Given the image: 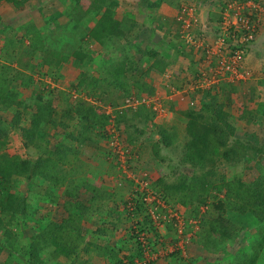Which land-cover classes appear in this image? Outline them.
<instances>
[{
  "label": "rangeland",
  "instance_id": "rangeland-1",
  "mask_svg": "<svg viewBox=\"0 0 264 264\" xmlns=\"http://www.w3.org/2000/svg\"><path fill=\"white\" fill-rule=\"evenodd\" d=\"M68 1L70 2V0ZM241 1L252 2L260 8V12H258L259 33L257 34L258 38L255 45L257 51L254 53L259 55L258 57L253 56L251 61L257 63L259 59L261 62L264 59V0ZM33 2L34 4L29 3L28 9L24 10L23 14H19V17L17 16L18 22L22 21L24 25L13 26L8 23L7 19L0 22V49H3L2 53H0V65L12 67V69L8 68L6 70L7 75L12 76L10 84L12 87L15 86L18 90H21L20 125L29 124L30 113L33 110L31 107L37 97L43 98L45 102H50L52 108L55 111L57 110L55 112L57 115L61 114L62 110H70L77 99L83 98L89 101L90 106H96L97 112L101 111V113L109 117L106 125L101 128L102 131L91 134L92 139L86 140L84 143H79L80 140L75 138L70 139L67 135V133H72L74 137L78 136L79 125L75 120H66L67 126L64 129L52 124L43 126V145L51 149L59 145L64 151L76 150L74 154L81 158L83 162V169H78V175L70 176L73 181L67 187V190L77 191L76 198H69L64 186L47 188L44 180H35L30 184L24 180V177H19L11 183H0L1 203L7 192L12 191L17 194H24L29 190L33 191L36 197L35 190H37V193L41 191L33 202L29 201L30 206L33 207L27 211L28 225L24 224V219L15 220L7 225L15 234H19V237L18 242L15 243V248L12 250L11 257H8L9 252L6 249L0 252V264H7L8 258V264H25L24 259L21 257L22 246L27 244L31 234L40 229L39 226L34 224V221L38 220L42 223L47 219H64L67 216V208L70 203L76 200L88 208L83 220L85 241H95L103 248H112L113 258L115 259L108 258L104 254L97 255L93 251H81L80 257L75 260L76 264H115L118 261L116 258H120L119 260L123 263L129 264L130 262L125 258L128 254H135L132 264H148L149 261H154V264H235L242 260L241 258L244 256H250L257 247L256 240L264 234V221L250 217L230 218L231 222H228V224L230 225L231 230L229 233L231 236H224L217 242V246L213 244L211 247L208 246L209 248L207 249L201 243L202 236L199 234L203 226L201 223L202 217L205 216V220L211 221L216 216L211 204L213 197L208 196L205 203L192 200L186 204H180L176 200L182 190L179 193L172 190L165 195L166 191L162 187L164 183L175 184L176 182L180 183L181 180H192L189 177L193 175L194 168L179 161L181 156L180 148L186 139V132H184L182 123V120L186 119V117L181 112L183 111V104H186V108L197 110L196 88H199L198 84H193L192 81V85L197 86L194 87L193 93L189 94L188 92V95H186L185 90L188 86L185 88V85L181 83L183 80L177 76V73L173 72L170 73L168 80L159 74L160 78L157 81L161 86L153 85V80H155L153 74L155 75L157 71L149 68L146 60L151 61L152 57H155L152 54H156L157 51L153 46L150 47L151 43H145L149 39L148 33L145 40H143L138 33L134 35V32L127 29L123 35L116 36L111 47H105V50L101 51L103 47L101 46L100 48L97 42L91 41L92 47H88V50L90 49L89 57H85L84 60L78 62L72 56H67V60L62 61L55 68H49L47 64L42 65L43 53L36 52L32 57L24 56L23 53L15 54L8 45L7 48L2 46L6 36L10 34L17 39L20 38L24 34V26L29 23L41 25L44 23L43 18L46 16V10L48 13L56 10L54 5L49 6L53 4L50 0L45 1V7L41 10H39L40 6H38L41 1L35 0ZM55 2L62 6L58 0H55ZM123 2L124 0H121L119 3L120 8H123V4H121ZM126 2L128 6L130 3H135L134 9L136 10L138 7H140L139 11L144 8L141 6L144 0H142V3L141 0H126ZM214 2L212 1V4L210 3L204 12L209 10L208 13H219L222 4ZM182 4L188 3L183 1ZM205 4L203 3L202 6ZM71 5L75 8L72 12V20L78 21L82 28L94 25L99 15L93 14L91 16L97 8L91 0H74ZM47 6H49L48 9H46ZM119 7L116 6L115 18L120 16V13L123 14L122 9L117 11ZM129 8L132 9V7ZM198 11L200 14V10ZM126 19L127 17H123L122 20L125 21ZM216 19L210 21L207 17V19L201 20L207 26L212 22L211 25L213 26ZM48 30L51 29L48 28ZM168 30H164L165 33L161 35L165 38L163 41L160 39L162 41L160 47H164L161 52L174 48L170 54L175 56L178 50L176 44L181 46V48L190 50L189 47H186L181 42L179 35H176L173 30L171 32V29ZM56 34L52 31L44 37V48L52 50L53 54L56 52L54 57L60 58L64 56L67 49L64 48V45L62 47L56 43V39H58L54 37ZM118 38H120V42H117ZM28 42V38L23 40V44H28ZM61 42L64 43V41ZM47 54L45 55L47 59L52 57L51 55L47 56ZM198 54L201 56L200 52ZM156 58L162 59L161 61L167 60L162 55L161 57L156 55ZM102 60L106 64H110L109 62L113 63L110 66H117L121 75L126 74L128 63L132 62L131 66L135 67L133 72L137 76H142L143 80L149 84L146 89V96L152 102L146 104V108L151 107L153 109L152 106L156 104L162 110L158 112V115H154L150 122L143 123L139 119L135 120L139 130H134L133 128L126 130L123 123L118 124L115 120L114 108L123 104V98L120 96L121 91L116 90L118 87L114 89L105 83L101 84L104 92L97 93V96L103 97L105 102L103 104L104 102L94 97H89L83 85H77L76 78L80 72H85L87 75H92L102 81L104 76H106L103 75ZM197 61L194 65H197L198 71L207 64L206 62L197 63ZM27 65L30 68L33 65L35 67L30 69L27 68ZM1 69H4V66ZM245 69L249 75L242 80L225 79L210 84L206 88H214V91L222 92L223 88L219 87L222 82L232 83L233 87H235L233 88L235 89L234 93L226 85V93L219 97L226 101L229 97L231 100V118L237 129L236 136L238 140L260 146L261 144L264 145V93L261 92L264 89L255 90L251 89V86H244L246 82L249 83L251 81L250 78L255 77L254 74L251 76L249 70L253 71V69L250 66H245ZM192 70L189 65L187 66V71L185 69L184 72L186 71L190 74L189 76L194 77L198 73ZM263 71L262 69V73ZM16 74L21 75L29 84L26 87L20 85V80L14 77ZM261 79V81H264V78ZM118 89L121 88L119 87ZM245 89L248 90L247 95L242 93V90ZM137 90L138 88L136 87L131 89L132 93H137ZM150 91L153 93H149ZM244 109L246 111H254L249 114L245 113L244 116L249 117L250 114L254 113L253 120L255 119V122H253L255 124L249 126L250 122L245 123L246 119L240 117L241 111ZM12 116V110H0V119L4 121L3 126L8 137L7 144L0 149V153L18 155L21 158L36 156V149L26 147L21 141L20 131L9 124ZM159 126H163L167 132H170V139L173 142L170 146H164L159 143V155H155L153 154L152 146L159 142V135L157 134ZM113 129L116 131H113ZM130 132H133L135 136V140L132 143H128L126 140ZM115 138H119L120 148L124 149L125 146L129 149L128 153L120 155V152L117 151L115 153L112 151L108 141L111 139L114 142ZM214 168L220 176L223 175L228 180L239 177L244 182H253L259 178H264V148L261 154H255L254 152L251 155V152H248L247 156L237 164H232L226 160H218ZM159 179H162L161 184L157 183ZM142 180L147 184H141ZM48 189L52 194H48ZM137 190H141L144 197L147 195V191H151V196L156 197L154 200L152 199L153 201L150 199L146 202L144 201L139 211L136 210V204L141 198L136 201L135 191ZM209 192L210 195H213L216 193V189L210 188ZM222 196L223 193L219 194L218 197L221 198ZM34 207H37V209ZM153 212L161 213L159 219L153 217ZM228 214L226 212L225 216L230 215ZM162 216L165 219H160ZM4 218L8 220L9 216ZM141 223H144L145 227ZM1 235L2 231L0 230V237ZM137 240L139 243L135 244ZM148 247L151 248L148 251H144ZM121 248L123 249L121 250ZM139 250H141V253H138ZM171 252L173 253L171 254ZM70 262V259L59 255L55 260L46 264H70Z\"/></svg>",
  "mask_w": 264,
  "mask_h": 264
},
{
  "label": "trees",
  "instance_id": "trees-1",
  "mask_svg": "<svg viewBox=\"0 0 264 264\" xmlns=\"http://www.w3.org/2000/svg\"><path fill=\"white\" fill-rule=\"evenodd\" d=\"M7 1L12 2L15 6L19 5L18 0ZM147 1L144 0L143 5L158 4V2ZM91 2L97 6L91 16L93 14L99 15L92 27L82 28L78 21L72 20V12L75 8L71 5L72 7H68L64 12L51 16L44 27L38 28L34 23H29L24 27V34L20 38L17 39L14 35L9 34L3 40V47L7 48L8 45L13 50V53H23L24 56L30 57L36 52L43 53L45 60L43 58L42 65L47 64L49 68H55L62 61L67 60V56H72L78 62L84 60L87 57L86 49L91 41H96L100 46L107 48L109 44L114 42L116 36L123 35L126 29L130 30V27H133L132 21L127 19L119 21L114 17L118 0H91ZM48 28L51 30H48ZM52 31L57 33L54 35L55 38L59 39H56V43L62 47L64 45V48L67 49L63 57L55 58L56 52L53 54L52 50L44 48V37ZM26 38H28L29 42L28 44H23V40ZM60 40L64 41V43ZM2 50L0 49V53H2ZM46 54L47 56L51 55L53 58L48 57L47 59L45 57ZM152 55L156 56L154 53ZM101 62L103 75H106L102 81L92 75H87L85 72H80L76 78L77 85H83L89 97H94L104 102L103 97L97 96V93L104 92V88L101 87L103 83L114 89L120 87L121 89L117 88L116 90L121 91L120 96L123 99L133 94L131 91L133 87L138 88L137 94L134 93L136 95L140 96L141 93H147L146 89L149 84L143 80L142 76H137L133 72L135 67L131 66L132 62L128 63L126 74L123 75L119 74L117 66H110L113 63L109 62L110 64H106L103 60ZM165 65V61H159V63L151 65V69L156 67L159 71H163ZM2 66H4V69H1ZM34 67L33 65L30 68L27 65V68L30 69H34ZM8 68L12 69L11 66L0 65V110L13 111L9 124L20 131L23 144L26 147L35 148L37 152L36 156L28 158L0 153V183H11L19 177H24V180L30 184L35 180H44L47 188L64 186L69 198H76L77 191L67 190V187L73 181L70 176L78 175V169H83V162L81 158L74 154L76 150L64 151L59 145H56L54 149L43 145V126L52 124L64 129L67 126L66 120H75L79 125L78 136L74 137L72 133H67V135L70 139L75 138L80 140L79 143H84L86 140L92 139L91 134L102 131L101 128L106 125L109 116L101 113V111L97 112L96 106H90L89 101L83 98L77 99L70 110H62V113L57 115L55 113L57 110L55 111L52 108L50 102H45L43 98L37 97L31 107L33 110L30 113L29 124L21 126L19 108L22 93L15 86H11L12 76L7 75L6 70ZM262 74L264 78V71ZM14 77L20 80V85L23 87L29 84L19 74ZM226 85L229 89L235 90L232 83L227 82L221 87L223 92H225ZM149 93L153 92L150 91ZM200 102L201 106L199 109L192 108L181 112L187 118V125L186 139L180 148L181 156L179 161L194 168L193 175L189 177L192 180H181L180 183L176 182L175 184L164 183L162 187L166 191V194L164 192L165 195L172 190L178 193L182 190L176 200L180 204H186L192 200L205 203L208 196L213 197L211 204L216 216L211 221L205 220V216L202 217L201 223L203 226L199 234L202 236L201 243L208 249V246L211 247L213 244L217 246V242L224 236H231L229 233L231 229L228 224V222H231L230 218L250 217L264 221V178H259L253 182H244L239 177L228 180L225 176H220L214 168L218 160H226L232 164H237L247 156L248 152H251V155L254 152L255 154H261L263 153L264 145L256 146L257 144L238 140L236 136L237 129L231 118V100L229 97L227 101L222 100L216 92L208 89L203 92ZM245 113L246 111L242 112V117ZM114 114L115 120L118 124L123 123L126 130L129 128L139 130L135 120L139 119L143 123L150 122L155 115L151 107L146 108V104H141L134 110H124L121 113L119 110H114ZM3 125L4 121L0 119V149L4 148L8 141ZM157 134L159 135V142L152 146V151L155 155H159V143L164 146H170L173 142L170 139V132H167L163 126H159ZM126 140L128 143H132L135 140L133 132L128 133ZM157 183L161 184L162 179H159ZM210 188H215L216 193L210 195ZM40 192L37 193V190H35L36 197H38ZM50 193L48 189V194ZM221 193H223V196L219 198L218 196ZM137 194L140 198L143 197L140 191H137ZM4 197L2 203L0 202V230L2 231L0 252L6 249L9 252L8 257H11L15 243L18 242L19 234H15L7 225L15 220L23 219L24 224L28 225L27 211L33 207L30 206L29 201L33 202L36 197L33 191L29 190L24 194H17L12 191L7 192ZM162 197L164 196L162 195ZM142 206L143 201L140 200L136 204V210L139 211ZM34 208L37 209V207ZM87 210L88 208L84 204L76 200L70 203L67 208V216L64 219H47L42 223L35 220L34 224L39 226L40 229L31 234L27 244L22 246L21 257L24 259V263L46 264L55 260L57 256L62 255L71 260L70 264H76L75 260L80 257L81 251H93L97 255L104 254L108 258H113L112 248H103L95 241H85L83 220ZM226 212L230 214L227 217L225 216ZM5 216H9V219L5 220ZM42 219L44 220V218ZM141 224L143 225L144 223ZM143 227L145 226L143 225ZM136 243H139L138 240ZM256 243L257 247L252 251V254L248 257L244 256L241 258L242 260L235 264H264V234L256 240ZM122 247L126 248L125 246ZM139 252L141 253V250ZM134 256L135 254L125 256L127 261L130 262L129 264L134 262ZM119 259L116 258L118 261L115 264L125 263ZM8 261L9 258L7 264ZM148 264H154V261H149Z\"/></svg>",
  "mask_w": 264,
  "mask_h": 264
},
{
  "label": "built area",
  "instance_id": "built-area-1",
  "mask_svg": "<svg viewBox=\"0 0 264 264\" xmlns=\"http://www.w3.org/2000/svg\"><path fill=\"white\" fill-rule=\"evenodd\" d=\"M258 12H260L259 6L252 2L225 0L215 24L213 23L212 26L211 22V26H207L200 19L198 7L195 4H182L178 8L176 21L180 29L178 34L180 40L187 47H194V50L200 49L202 55L197 56L198 63H207V66L199 69L198 74L193 77V84L197 83L199 86L205 87L225 79L242 80L249 75L245 69L244 60L259 33ZM148 99L145 94L139 96L133 93L123 99L122 106L115 107L114 110H119L120 113L127 109L134 110L141 104L152 102ZM152 107L155 116L162 110L156 104ZM113 131L116 130L113 129ZM109 140L111 149L115 153L118 151L120 155H124L129 152L125 146L124 149L120 148L119 138H115L114 142ZM140 183L147 184L143 180ZM137 191H135L136 200L140 198ZM151 193V191H147L145 197L142 194L141 200L143 202L148 199L154 200L156 197H152ZM152 214L157 219L161 216L160 212ZM163 218L165 219L164 216L160 219ZM150 248H145L144 251H148Z\"/></svg>",
  "mask_w": 264,
  "mask_h": 264
},
{
  "label": "crops",
  "instance_id": "crops-1",
  "mask_svg": "<svg viewBox=\"0 0 264 264\" xmlns=\"http://www.w3.org/2000/svg\"><path fill=\"white\" fill-rule=\"evenodd\" d=\"M18 1H19V5L15 6L12 2H9L7 0H0V22L7 19L8 23L13 25V26L24 25V22H22V21L18 22L19 14H23L24 10L28 9L27 7L29 6V3L34 4L33 1H35V0H18ZM39 1H41V2L39 3L40 5H38V6H40V9H39V7H38V9L39 10L44 9V7H45L44 3L46 0H39ZM50 1L53 4L49 5V6L54 5L56 10H54L50 13H48L46 10V12H45L46 16L43 18L44 23L41 25L35 24L38 28L46 26V23H47L46 21L51 16H53L54 14L59 13V12H64L74 2V0H70V2L68 0H58L62 4V6L61 5L59 6V4L55 2V0H53V1L50 0ZM135 1H137V0H135ZM153 1L158 2V4L157 5H151V6H149V4L148 5L142 4L141 6L144 8L142 9V11H139L138 9L140 7H138L136 10V9H134L135 3H130L128 6V3L126 2V0H124V2L121 3V4H123V8H120L119 3L121 2V0H118L117 6L119 8L117 9V11L119 9H122L121 11L123 12V14L120 13L119 14L120 16H117L116 18L120 21L123 19V17H127V20L132 21V23L134 25H133V27H130L131 29L129 31L134 32V35H135V33H138L140 35V38H142L143 40H145V37L148 33L149 39L146 40L145 43H151L150 47L153 46L154 49H156V51H157L156 55H158V57H161V55H162L165 59H167V60H165L166 65H165V68L163 71H159L156 67L152 68L153 70L157 71L155 75L153 74V76L155 78V80H153L154 81L153 85H156L157 87H158V85L161 86V84L158 83V81H157L160 78L158 76L159 74H161L162 76L165 77L166 80H168V78H170V73L175 72V73H177V76L183 80V82L181 81V83H183L185 85V88L188 86L187 89L185 90L186 95H188V92H189V94H191L195 90L194 87H196L197 85L196 86L192 85L193 76H189L190 74L188 72H186L187 66L190 65L193 69L192 71L198 73L197 65H194V64L196 63L197 56H199L198 53L200 52L202 55V51L200 49L192 51V49H195L194 47H192V48L189 47L190 50L189 49L187 50V49L181 48V46H178L176 44V47L178 50H177V54L175 56H174V54H170L171 51L174 50V48L173 49L170 48V50H165V52H161L164 47L162 48V46L160 47V45H161L163 39L165 40V38L161 35H163L165 33L164 30L169 31L168 29H171V32L173 30L176 35L179 34L180 29H179V25L176 21V14H177L178 8L182 5L183 1H186L187 3H190V4H195V6L198 7V10H200L199 16L202 20L207 19V17H208L210 21H213V19H216L219 17V13L214 12V11H213L214 13H208L209 10H207V12H204V11H206V7H208L210 5V3L212 4V1H215L214 3L218 2L219 4L223 5L225 0H148L147 2H153ZM141 3H142V0H141ZM203 3H206V4L204 6H202ZM49 6H47L46 9H48ZM129 7H132V9ZM134 10H136V11H134ZM122 15H124V16H122ZM207 15H209V16H207ZM257 38H258V36H257ZM257 38L253 42V44L251 46V50L248 53V55L246 56V60H245V66H247V67L250 66L253 69V71L252 70H249V71L251 73V76L254 74L255 77L250 78L251 81H249V83L246 82L244 84L245 87L251 86V89H255V90L256 89H264V87H261V86H264V81H261L262 80L261 78H263L262 77V75H263L262 69H264V59L261 62L258 59L257 63H255L254 61L253 62L251 61V58L253 56L258 57V55H259V54H254V53H256L255 51H257L256 50L257 48H255ZM114 39H116V37ZM160 39H162V41ZM94 42H96V41H94ZM117 42H120V38L117 39ZM111 46H112V44L108 45V47H111ZM88 47H92L91 42H90V44H88ZM88 47L86 49L87 57H89V50H90V49L88 50ZM100 48H101V46H100ZM102 50H105V47L101 48V51ZM152 58L153 59L151 61L146 60V61H148L149 68H151V65H153L154 63H159V61L162 60V59L156 58V56L152 57ZM197 63H198V61H197ZM206 66H207V64H206ZM183 69L184 70L186 69V71L184 72ZM254 79H260V80H254ZM190 82H191V85H190ZM223 83L219 87H223L225 85ZM239 84H242V83H239ZM198 87L199 88H196V92H197L196 107H198L197 109H199L201 106L200 101H201V98L203 96V92L205 90H208V88H206L207 86L201 87L198 85ZM200 88H202V89H200ZM210 90L212 92H216L219 96H221L222 94L225 93V92H223V90H222V92L221 91H214L215 90L214 88H211ZM234 91L235 90H232L233 93H234ZM256 92H258V91H256ZM261 92L264 93V91H261ZM242 93L244 95H247L248 90H246V89L242 90ZM179 100H182V99H179ZM198 103H199V105H198ZM249 108H251V107H249ZM189 109H191V108H186V104H183V109H182L183 111L189 110ZM243 111H246V110L244 109ZM243 111H241V112H243ZM251 112H254V111H246L247 114H249ZM240 116H241V118L246 119L245 123L248 121L250 122L249 126L251 124H255L254 123L255 119L253 120L254 113L250 114L249 117L248 116L242 117V114H240ZM182 123L184 126V132H186L187 118L182 120Z\"/></svg>",
  "mask_w": 264,
  "mask_h": 264
},
{
  "label": "clouds",
  "instance_id": "clouds-1",
  "mask_svg": "<svg viewBox=\"0 0 264 264\" xmlns=\"http://www.w3.org/2000/svg\"><path fill=\"white\" fill-rule=\"evenodd\" d=\"M137 94V93H136ZM142 94V93H141ZM146 95V94H145Z\"/></svg>",
  "mask_w": 264,
  "mask_h": 264
}]
</instances>
